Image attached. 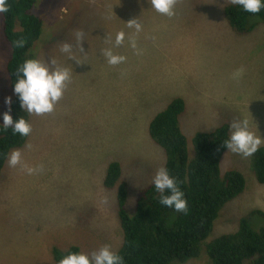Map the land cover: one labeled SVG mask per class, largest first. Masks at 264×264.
Segmentation results:
<instances>
[{"label": "rangeland", "instance_id": "obj_1", "mask_svg": "<svg viewBox=\"0 0 264 264\" xmlns=\"http://www.w3.org/2000/svg\"><path fill=\"white\" fill-rule=\"evenodd\" d=\"M229 5L231 0H176L169 18L148 0H37L43 32L28 58L55 59L70 69L71 80L52 113L31 115L32 147L19 149L23 164L43 170L28 175L6 163L0 176V264H55L51 250L72 245L84 253L104 245L116 252L123 234L117 186L107 190L103 184L107 167L121 165V182L129 186L126 209L134 213L138 193L164 167L148 122L175 98L186 101L181 126L190 156L198 132L229 126L233 119H247L249 130L264 137V25L236 34L224 14ZM138 18L143 30L135 33L126 24ZM2 29L0 14V123L9 112L5 98L13 101ZM119 31L134 36L142 54L126 38L113 48L126 62L111 66L101 50L112 47L106 35L114 41ZM64 43L72 45L79 64L60 51ZM237 70L241 74L233 79ZM252 159L254 154L231 152L222 158L221 172L237 170L246 187L221 211L206 243L236 232L243 218L264 230V186ZM253 211L263 215L250 217ZM185 264L210 262L203 252Z\"/></svg>", "mask_w": 264, "mask_h": 264}, {"label": "trees", "instance_id": "obj_2", "mask_svg": "<svg viewBox=\"0 0 264 264\" xmlns=\"http://www.w3.org/2000/svg\"><path fill=\"white\" fill-rule=\"evenodd\" d=\"M8 2L10 10L2 14V32L10 49L6 71L13 93L16 69L36 46L43 32V17L36 12L37 0ZM224 14L228 26L238 35H247L264 25V10L253 15L233 4L224 8ZM20 38L26 40L25 47L14 49L12 43ZM11 109L13 120L23 117L31 123V116L20 109L14 94ZM185 111L186 101L180 97L173 99L148 122L147 132L164 153V168L176 178L188 202V212L177 213L161 205L152 184L138 193L134 213L130 214L126 209L129 186L121 182L122 167L117 162L110 163L103 184L107 190L117 186V215L123 238L116 252L124 258V264H185L200 258L203 252L210 264H264V230H254L247 218L239 221L236 232L206 243L221 211L244 193L245 178L237 170L221 172L222 158L228 152L223 147L229 136L228 125L198 132L193 138L194 155L190 156L181 126ZM28 138L0 128V176L7 163L6 154L23 149ZM253 173L258 184L264 186V146L254 154ZM257 214L263 215L253 211L250 217ZM69 252L83 250L72 245L66 250L54 247L50 253L58 264Z\"/></svg>", "mask_w": 264, "mask_h": 264}, {"label": "clouds", "instance_id": "obj_3", "mask_svg": "<svg viewBox=\"0 0 264 264\" xmlns=\"http://www.w3.org/2000/svg\"><path fill=\"white\" fill-rule=\"evenodd\" d=\"M151 9L157 13L172 18L175 16L176 0H148ZM231 3L238 5L244 12L256 15L264 10V0H231ZM10 6L8 0H0V14L9 12ZM127 27L134 29L135 33L143 30V25L138 19H132ZM82 34L76 33L79 41ZM127 38L128 46L133 49L136 55H141L142 50L138 49L134 36H127L125 32L119 31L115 34L114 41L106 35V42H110L112 47L101 50V55L105 58L108 65L116 66L125 63L127 57L116 54L113 48L120 47ZM26 40L17 39L12 43V47L24 48ZM62 53L68 54L70 60L79 64L72 53V45L64 43L60 47ZM83 49L81 48V52ZM241 70L233 73L232 78L238 79ZM71 80V71L69 68L57 64L55 59L49 58L47 61L31 58L23 61L16 69V79L13 84V94L16 96L20 109L28 115L42 116L50 114L55 110V106L62 99L68 83ZM4 103L11 111L12 99L5 98ZM5 112L2 115V124L0 128L11 129L13 135L28 137L32 132L31 124L23 117L13 120L12 115ZM183 131V130H182ZM264 144V137L256 135L249 130L247 119H233L229 124V136L224 141L223 147L228 152L250 158L255 154L260 146ZM25 147L31 148L30 144ZM6 161L9 167L21 166L28 175L39 173L43 170L42 166L30 167L22 163L21 150L15 149L6 154ZM152 184L155 191L159 194V203L174 212L187 214L188 202L184 193L180 190L177 180L169 171L160 167L155 171L152 178ZM107 203L106 199L102 201ZM58 264H124V258L113 251L110 245H104L90 253L69 252L62 256Z\"/></svg>", "mask_w": 264, "mask_h": 264}, {"label": "bare ground", "instance_id": "obj_4", "mask_svg": "<svg viewBox=\"0 0 264 264\" xmlns=\"http://www.w3.org/2000/svg\"><path fill=\"white\" fill-rule=\"evenodd\" d=\"M5 75V74H4ZM1 99V98H0Z\"/></svg>", "mask_w": 264, "mask_h": 264}]
</instances>
